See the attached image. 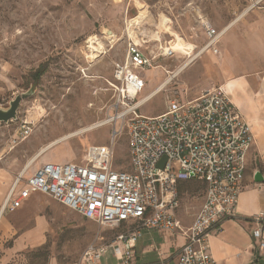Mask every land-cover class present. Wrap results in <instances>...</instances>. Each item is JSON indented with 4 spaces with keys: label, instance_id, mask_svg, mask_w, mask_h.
I'll return each instance as SVG.
<instances>
[{
    "label": "rangeland",
    "instance_id": "rangeland-1",
    "mask_svg": "<svg viewBox=\"0 0 264 264\" xmlns=\"http://www.w3.org/2000/svg\"><path fill=\"white\" fill-rule=\"evenodd\" d=\"M130 1L132 15L138 7H148L154 21L163 13L172 21V29L191 44L199 29L192 10L207 16L220 30L250 8L226 30L218 43V54L201 55L145 102L138 115L157 116L170 101L193 100L200 91L220 86L226 70L242 75L264 69V0L254 6L250 5L257 0H0V108H7L16 96L32 91L21 102L16 119L0 126V172L15 178L41 148L101 120L110 123L57 144L28 167L23 180L41 165L82 164L89 146L107 145L119 130L114 141V168L131 172L126 130L120 119L115 120L113 94L107 90L113 64L125 55L123 9ZM103 34L115 35L113 48H109ZM90 37L102 39L107 51L102 58L85 59V43ZM168 39L164 35L163 40ZM155 44L147 45L143 53L159 54ZM186 60L177 54L159 57L153 65L161 68L137 69L134 73L143 81L137 99L151 93ZM22 121L31 124V133L25 139L18 133ZM203 195L199 183L180 187L178 218L183 226L193 220ZM37 198L36 207L22 217L5 215L6 222L0 226V264H81L88 246L108 244L131 230L125 223L99 226L49 197ZM32 229L39 236L35 242H16L21 232ZM117 260L107 254L99 264H118ZM131 263L135 264L134 260Z\"/></svg>",
    "mask_w": 264,
    "mask_h": 264
},
{
    "label": "built area",
    "instance_id": "built-area-1",
    "mask_svg": "<svg viewBox=\"0 0 264 264\" xmlns=\"http://www.w3.org/2000/svg\"><path fill=\"white\" fill-rule=\"evenodd\" d=\"M130 3L126 2L123 9L125 55L122 61L113 64L107 90L113 94L111 110L117 116L115 120L120 119L126 130L131 172L114 168V141L119 130L107 145L89 146L82 164L41 165L23 180L29 167L25 166L15 177L1 212L13 213L31 194H41L99 226L117 227L121 223L131 226V230L117 235L108 244L88 246L81 264H99L107 254L121 264H129L134 260L133 247L143 230L183 235L184 244L175 264H215L209 238L218 232L224 219L235 215L254 138L220 86L204 90L193 100L170 101L160 115L137 114L148 96L137 99L143 81L134 72L154 67L159 57L172 58L176 54L168 45L170 40L155 42L157 55L143 53L149 42L142 38L139 31L142 26L127 28L135 16L129 10ZM191 13L202 34L200 45L195 44L197 57L204 53L218 54V43L225 30L214 28L199 11ZM108 36L113 37L105 39L111 49L117 38L114 34ZM87 42L85 59L91 61ZM195 60L189 59L178 69ZM18 133L22 139L27 138L31 124L22 121ZM163 158L166 160L161 168L158 164ZM192 180L203 183L205 191L190 226L183 228L177 217L178 185ZM253 219V248L264 256V215L258 213Z\"/></svg>",
    "mask_w": 264,
    "mask_h": 264
},
{
    "label": "crops",
    "instance_id": "crops-1",
    "mask_svg": "<svg viewBox=\"0 0 264 264\" xmlns=\"http://www.w3.org/2000/svg\"><path fill=\"white\" fill-rule=\"evenodd\" d=\"M119 1L121 0H117V2ZM239 15H237L230 24L220 29L225 30L224 35L227 33L226 30H228V28L231 29L230 27ZM159 16L160 15H158V17ZM166 17L169 18L168 16ZM205 17L209 20L207 16ZM158 20L159 18L153 21L158 22ZM210 23L212 24L211 21ZM168 27L172 29L173 24L168 25ZM152 28H154V31H152ZM156 30V26L148 24L139 28V31L142 33V38L147 39L149 44L159 40L163 42L164 35L169 36V34H165L164 32L157 34ZM154 34L157 35V37H155ZM122 38L124 40V34ZM169 38L168 40H171L170 36ZM200 41L202 42V34L200 29H198V32L194 33L192 43L200 45ZM157 45L158 44H155V47H157ZM157 68L161 67L155 65L148 69ZM224 75L225 79L220 87L227 94L244 121L248 124L254 138V143L247 155L246 171L243 177V189L238 196L235 215L224 219L218 225V232L210 236V253L215 264H264V256H260L253 248L254 241L251 236L252 231L255 229L253 216L258 213H263L264 215V69L242 75H234L231 70H226ZM204 90L200 91V93ZM155 91L156 90L151 93L154 94ZM151 93L149 95H151ZM256 172H259L261 175L262 181L260 183H255L253 180ZM14 179L15 178H12L10 175L0 172V187L4 189L3 191L0 190V226L5 224L6 214L9 216L15 213V216L22 217L32 208L36 207L37 196L41 195L31 194L22 202L20 208L13 213L1 212L5 197ZM179 221L183 228H187L191 224L183 226L182 221L180 219ZM37 238H39V236L36 234L35 229H32L30 231L21 232L16 242H20L21 244L32 243L35 242ZM183 244L184 237L179 232L171 233L143 230L133 247L134 263L175 264L176 256ZM117 262L121 264L119 260H117Z\"/></svg>",
    "mask_w": 264,
    "mask_h": 264
},
{
    "label": "bare ground",
    "instance_id": "bare-ground-1",
    "mask_svg": "<svg viewBox=\"0 0 264 264\" xmlns=\"http://www.w3.org/2000/svg\"><path fill=\"white\" fill-rule=\"evenodd\" d=\"M260 1H262V0H257L253 5H250V6L256 5ZM249 10H250V8H247L243 13H241L236 18L234 23L239 21L246 14V12H248ZM158 18H159L158 22H153L152 17H150V15H149L148 7H138L136 15L133 18H131L127 28H128V30H131L132 28H134L136 26H138V27L144 26L145 24L154 25V26H156V29L158 30L157 34H159L161 32H164L165 34H169V36L171 37V40H170V43L168 45H170V47L172 48V50L174 51L175 54L182 56V58H184V59H187L186 61H188L191 58L198 59L199 58V57H197L198 54H196L197 47L195 45L185 41L180 34H178L176 31H174L173 29L170 28L171 26L168 27V25L172 24V21L169 18H167L166 16H164L163 14L160 15ZM233 24H232V26H233ZM154 36L157 37V35H155V34H154ZM110 38H113V37H109L108 35H105L106 40H110ZM156 39H158V38H156ZM101 40L99 38H95V37H90L88 39L87 44H89V50H90L89 51V57L92 60H95L96 58L100 59V58H102V56L104 54L107 53V51L105 49L106 46H104V44ZM162 46H163V44H162ZM190 65L182 67L181 69L177 68L172 73H169L168 77H166V79L163 82H161L158 86H156L152 90V91L156 90L155 93L154 94L151 93V95H149L150 94L149 93L147 95L148 98L145 102L149 101L150 98L159 94L170 83V81H172L176 77H178L182 72H184L185 69L190 67ZM109 123L110 122L108 120H101V121H98L96 123L89 124V125L85 126L84 128L79 129V130H76L75 132L69 134L66 137L59 138V139L55 140L54 142H52V143L44 146L43 148H41L40 151H38L32 158L29 159L26 166L27 167L30 166L35 160L42 157L50 149L54 148L57 144L61 143L65 139L76 137L78 135H84L86 132H92V131L100 128V127L108 125ZM0 220H1V217H0Z\"/></svg>",
    "mask_w": 264,
    "mask_h": 264
},
{
    "label": "water",
    "instance_id": "water-1",
    "mask_svg": "<svg viewBox=\"0 0 264 264\" xmlns=\"http://www.w3.org/2000/svg\"><path fill=\"white\" fill-rule=\"evenodd\" d=\"M32 94V91L28 93H23L18 96H16L13 100H11L8 104V107L3 109L0 108V126L2 124H8L9 122L16 119L17 110L21 104V102L28 97H30ZM165 158L161 160V162L158 164L159 167H163L165 163ZM255 183H260L262 181L261 175L259 172H256L253 178Z\"/></svg>",
    "mask_w": 264,
    "mask_h": 264
},
{
    "label": "trees",
    "instance_id": "trees-1",
    "mask_svg": "<svg viewBox=\"0 0 264 264\" xmlns=\"http://www.w3.org/2000/svg\"><path fill=\"white\" fill-rule=\"evenodd\" d=\"M40 72H42V71H40ZM39 75V74H38ZM189 183H199V184H201L202 186H203V192L205 191V185L203 184V183H200V182H197V181H188V182H181V183H179V185H178V194H179V189H180V187L183 185V184H189Z\"/></svg>",
    "mask_w": 264,
    "mask_h": 264
}]
</instances>
